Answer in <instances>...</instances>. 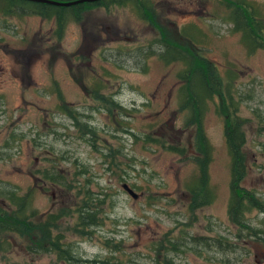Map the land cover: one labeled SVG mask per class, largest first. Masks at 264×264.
<instances>
[{
    "label": "rangeland",
    "instance_id": "obj_1",
    "mask_svg": "<svg viewBox=\"0 0 264 264\" xmlns=\"http://www.w3.org/2000/svg\"><path fill=\"white\" fill-rule=\"evenodd\" d=\"M155 1L165 14L158 18L162 30L173 35L179 29L190 39L194 33L216 75L231 82L230 117L244 122L248 171L243 187L264 206V50L249 53L219 0ZM244 1L264 24V0ZM157 35L129 6L88 11L79 23L69 21L61 35L54 20L0 10V189L16 188L27 199L30 221L52 215V238L60 237L83 259L264 264V242L238 239L239 229L228 220L231 159L219 102L208 104L202 122L210 148L203 184L195 159L201 157L190 139L196 130L184 127L187 113L179 110L178 73L185 66L153 54L160 51ZM149 48L155 51L149 54ZM97 83L103 88L94 100L90 86ZM113 99L121 109L107 104ZM44 173L58 175L64 185L45 180ZM203 189L207 204L191 208L190 192ZM86 190L97 199L92 210L100 223L81 231L77 210ZM246 218L264 230V211L253 210ZM28 245L18 233L1 234L0 264L56 262L55 254L34 255Z\"/></svg>",
    "mask_w": 264,
    "mask_h": 264
},
{
    "label": "trees",
    "instance_id": "obj_2",
    "mask_svg": "<svg viewBox=\"0 0 264 264\" xmlns=\"http://www.w3.org/2000/svg\"><path fill=\"white\" fill-rule=\"evenodd\" d=\"M59 2H71L76 0H56ZM201 4H204L208 0H195ZM225 7L226 11H229L230 24L232 29L236 32H240L244 44L248 47L249 53H252L254 49L264 50V24L261 23V19L253 14V10L247 9L248 4L244 0H219ZM131 7L135 14L138 16L141 22L152 27L159 33V37L154 40L160 45V51L153 52L152 48H149V54L153 52L160 60L167 64L178 62L184 63L185 70L178 73L179 89L177 92L179 100L180 112H186L187 116L184 121L185 128H195V136H191L193 139V149L200 155L197 160L199 169L203 171V184H205V171L209 165L210 148L206 142L203 132V117L206 109L209 107V103L214 104V100L219 102L218 107L221 110V115L225 120V144L227 147L228 155L231 159L230 173H229V200L227 206V215L229 222L238 230L240 238L249 239L252 237L257 238L259 241L264 242V230L256 229L249 224L246 214L255 210L258 212L264 211V206L258 201L255 196V192L247 190L243 187V181L247 175V163L244 147L246 144L245 135L243 133V120L235 116L233 119L230 117V111L228 104L234 100L231 96L230 90L232 89L231 82H224L216 75V68L205 57L204 51L202 52L198 48L194 33L191 35L193 39H190L185 33L179 29L172 35L171 31H163L158 24L159 15L163 17L165 14L161 11V5L155 0H98L91 3H80L70 7H58L48 5L44 3L30 2L26 0H0V10L4 15L12 16H37L46 20H54L57 33L61 35L66 24L69 21L79 23L83 14L91 10H105L109 11L113 7ZM160 12V13H159ZM200 31L198 30V34ZM202 36V33H201ZM176 42H179L180 45ZM199 51V53H198ZM202 52V53H201ZM218 78H217V77ZM98 84V85H97ZM91 85L90 98L99 100V93L103 86L100 83ZM90 85V84H89ZM98 98V99H97ZM99 102V101H97ZM113 109H121L120 104L113 100L107 101ZM217 107V104H214ZM224 107L226 108L224 112ZM234 113L236 107L232 103ZM107 112H110L109 108H106ZM130 117V116H128ZM76 119V118H75ZM128 127V126H126ZM86 131L98 139L97 134L92 131L91 127L85 125ZM130 133V132H129ZM148 139V138H147ZM91 144L94 142L93 138H89ZM179 142L180 139L178 138ZM181 142V141H180ZM172 152L177 154H183L184 148H169ZM45 180L52 183V179L56 184L63 186V180L58 175L56 178L51 173H44ZM191 208H198L206 205V193L203 189L198 193L191 191ZM97 202V199H93V193L86 190L83 194L82 206L77 210V222L81 231L92 228L99 225L98 212L93 211L92 202ZM103 200L98 203L103 204ZM0 235L5 233H18L23 239H26L29 243L28 251L31 254L56 255V262L54 264H113L112 262L103 261L100 259H83L78 254H75L70 245L63 243L60 237L52 238V215H50L44 222L35 223L29 220V215L25 214L28 207V201L22 196L18 195L16 188L0 189ZM9 209H14L13 212H7L3 210L4 204ZM2 207V208H1ZM32 215V214H31ZM263 235H261V234ZM194 243L205 245L210 247L211 244L207 240L201 238H191ZM220 244V240H213ZM176 249L173 244L170 246ZM228 247V249L234 250V245ZM168 264H173L171 261Z\"/></svg>",
    "mask_w": 264,
    "mask_h": 264
},
{
    "label": "water",
    "instance_id": "obj_3",
    "mask_svg": "<svg viewBox=\"0 0 264 264\" xmlns=\"http://www.w3.org/2000/svg\"><path fill=\"white\" fill-rule=\"evenodd\" d=\"M26 1L44 3V4L58 6V7H70L73 5L80 4V3H91V2H96L98 0H76V1H71V2H59V1H54V0H26ZM123 190L127 192L133 199H136L138 197L134 193V191L130 189L127 185H123Z\"/></svg>",
    "mask_w": 264,
    "mask_h": 264
},
{
    "label": "flooded vegetation",
    "instance_id": "obj_4",
    "mask_svg": "<svg viewBox=\"0 0 264 264\" xmlns=\"http://www.w3.org/2000/svg\"><path fill=\"white\" fill-rule=\"evenodd\" d=\"M87 95H88V93H87ZM89 96V95H88ZM114 98V97H113Z\"/></svg>",
    "mask_w": 264,
    "mask_h": 264
}]
</instances>
